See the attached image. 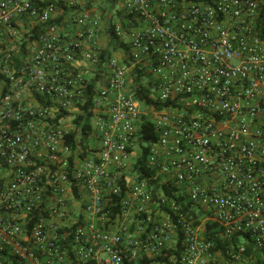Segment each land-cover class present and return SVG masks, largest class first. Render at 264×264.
<instances>
[{"label":"built area","instance_id":"2783aa9c","mask_svg":"<svg viewBox=\"0 0 264 264\" xmlns=\"http://www.w3.org/2000/svg\"><path fill=\"white\" fill-rule=\"evenodd\" d=\"M89 1L0 0V264H264V0Z\"/></svg>","mask_w":264,"mask_h":264},{"label":"crops","instance_id":"0c3cea01","mask_svg":"<svg viewBox=\"0 0 264 264\" xmlns=\"http://www.w3.org/2000/svg\"><path fill=\"white\" fill-rule=\"evenodd\" d=\"M110 5V7H108ZM87 13L90 16L99 15L101 17V32L98 40V45L109 53H119L122 49V44L127 41L124 35L118 37L120 44L114 39L110 33L111 25L114 24L115 27H122L123 29L127 27V22L129 20V14L127 12L124 0H91L87 3ZM75 29H73V32ZM84 44L88 45L87 42Z\"/></svg>","mask_w":264,"mask_h":264},{"label":"trees","instance_id":"16d2710c","mask_svg":"<svg viewBox=\"0 0 264 264\" xmlns=\"http://www.w3.org/2000/svg\"><path fill=\"white\" fill-rule=\"evenodd\" d=\"M110 33H111L112 37L114 39H116V41L118 42L119 40H118V36L116 34V30H115V25L114 24L111 25ZM118 43L120 44V41ZM121 45L125 46L124 43L122 44V42H121ZM82 118H83V115H78V118L76 119V121L78 123H80ZM87 119H88V121L81 127V131H80L81 135H82V142L87 139L88 133L92 129L91 115H88ZM144 127H145V130H146V134H145L144 139L148 140V141H155L156 138H157V135L152 130V126L150 125V123L149 122L144 123ZM73 140H74V136L71 135L70 136V141H73ZM73 144H74L75 147L78 146V143H76V141H73ZM147 151H148V148L144 146L142 156L139 157V165L137 166V168L143 174L151 175V174L154 173V171L148 169L145 166ZM161 186L164 189V191L170 197H173V198L177 199L180 202V204L182 206V210L184 212H187L190 215L197 216V213L192 208L190 202L187 201L185 197H183L181 195H176V193H175L176 188L175 187L166 186L165 184H162ZM215 227H216L215 224H212V223L208 222L206 224V236H207L208 239H210V238L211 239H215L216 242H217V246L218 247L225 248V246L229 243V241L228 240H222V238L219 237V233H220L221 229H214ZM234 240H235V242H237V241L240 240V238L236 237ZM256 252H258V251H256ZM157 260H160V257ZM138 264H142V262L138 263Z\"/></svg>","mask_w":264,"mask_h":264},{"label":"rangeland","instance_id":"374dc122","mask_svg":"<svg viewBox=\"0 0 264 264\" xmlns=\"http://www.w3.org/2000/svg\"><path fill=\"white\" fill-rule=\"evenodd\" d=\"M108 7H110V5H108ZM81 147H83V146H81Z\"/></svg>","mask_w":264,"mask_h":264}]
</instances>
